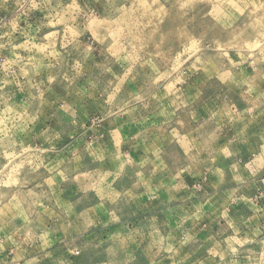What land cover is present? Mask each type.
Instances as JSON below:
<instances>
[{
    "label": "rangeland",
    "instance_id": "obj_1",
    "mask_svg": "<svg viewBox=\"0 0 264 264\" xmlns=\"http://www.w3.org/2000/svg\"><path fill=\"white\" fill-rule=\"evenodd\" d=\"M262 149L264 0H0V264H264Z\"/></svg>",
    "mask_w": 264,
    "mask_h": 264
},
{
    "label": "crops",
    "instance_id": "obj_2",
    "mask_svg": "<svg viewBox=\"0 0 264 264\" xmlns=\"http://www.w3.org/2000/svg\"><path fill=\"white\" fill-rule=\"evenodd\" d=\"M260 152L263 153L264 152V149H262ZM255 160H259V159L255 158V157H253L252 159H250V161H252V162L255 161ZM260 166L264 167V164H262Z\"/></svg>",
    "mask_w": 264,
    "mask_h": 264
}]
</instances>
